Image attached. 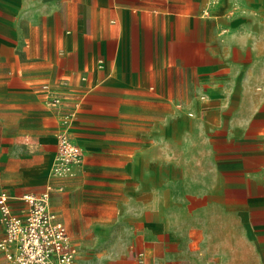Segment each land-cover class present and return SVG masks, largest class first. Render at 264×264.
<instances>
[{
  "label": "crops",
  "instance_id": "crops-1",
  "mask_svg": "<svg viewBox=\"0 0 264 264\" xmlns=\"http://www.w3.org/2000/svg\"><path fill=\"white\" fill-rule=\"evenodd\" d=\"M23 2L0 0L14 211L53 179L73 113L76 175L104 168L140 264H264V0Z\"/></svg>",
  "mask_w": 264,
  "mask_h": 264
},
{
  "label": "built area",
  "instance_id": "built-area-1",
  "mask_svg": "<svg viewBox=\"0 0 264 264\" xmlns=\"http://www.w3.org/2000/svg\"><path fill=\"white\" fill-rule=\"evenodd\" d=\"M72 121L73 113H67L55 132L56 148L49 171L53 179L74 176L83 162V148L70 136ZM51 193L52 184L47 182L40 192L23 194L20 200L24 207L15 212L12 196L0 190V252L6 264H79L77 247L66 225L50 207ZM140 256L138 253L136 264L141 263Z\"/></svg>",
  "mask_w": 264,
  "mask_h": 264
},
{
  "label": "rangeland",
  "instance_id": "rangeland-1",
  "mask_svg": "<svg viewBox=\"0 0 264 264\" xmlns=\"http://www.w3.org/2000/svg\"><path fill=\"white\" fill-rule=\"evenodd\" d=\"M32 1L24 0L30 7ZM219 0H207L217 4ZM87 162V155L84 158ZM84 165V174H74L66 179H51L52 209L67 224L73 243L77 247L79 264H132L134 249L131 243L135 231L128 230L131 216L122 215L120 200L108 199L104 168L89 170ZM81 166V164L79 165ZM82 181L78 184L77 180ZM77 181V182H75ZM132 226V225H131ZM132 228V227H130ZM3 228L0 223V239ZM0 264H6L0 252Z\"/></svg>",
  "mask_w": 264,
  "mask_h": 264
}]
</instances>
